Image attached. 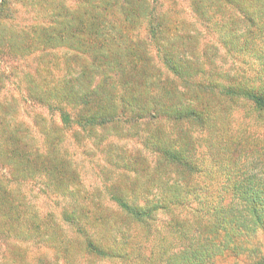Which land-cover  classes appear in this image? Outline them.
<instances>
[{"label":"trees","instance_id":"obj_1","mask_svg":"<svg viewBox=\"0 0 264 264\" xmlns=\"http://www.w3.org/2000/svg\"><path fill=\"white\" fill-rule=\"evenodd\" d=\"M17 2L39 16L16 27ZM263 31L264 0H0V264H264V140L216 117L262 116L264 84L215 64L227 36L264 60Z\"/></svg>","mask_w":264,"mask_h":264},{"label":"rangeland","instance_id":"obj_2","mask_svg":"<svg viewBox=\"0 0 264 264\" xmlns=\"http://www.w3.org/2000/svg\"><path fill=\"white\" fill-rule=\"evenodd\" d=\"M16 12H14V20H15V26L19 27L22 25H27L31 21L34 20V17L36 15L39 16V13H36V11H33L31 9V6L27 3L23 2H17L16 3ZM13 23V22H12ZM264 33V31L262 32ZM225 39V36L223 35V31L218 30V28H212L208 27L206 30V34L203 37V39H212L215 40L217 43H219V38ZM245 35L242 37L243 40ZM249 38V37H248ZM227 42H229V46L233 47L231 50V55H234V61L232 58H228L225 53L223 48H225L224 44H220V47H222V50H220V54L222 55V58L220 57L215 61V64L217 65V69L220 72H225L228 73L230 69H234V71L238 72H243V76H247L250 79H256L260 83L264 84V60H260L257 56L253 55H258V53L254 54L252 51H248L246 49H249L251 47L250 44H248V41L252 40H246L244 42H239L236 39V44L234 43V37L231 36L230 39L227 36ZM260 42V43H259ZM240 43V46H239ZM218 45V44H217ZM255 46L264 48V35L263 37L257 39L255 41ZM259 49V48H258ZM261 50V49H259ZM240 51V52H239ZM224 58H227L226 60ZM224 63H223V61ZM25 62V61H24ZM23 62V63H24ZM26 67L27 69L33 68L32 62L30 59H27L26 61ZM230 73V72H229ZM233 73V72H232ZM258 82V83H259ZM10 92V91H9ZM217 112L218 110L220 111L218 115L216 116L218 119V127L221 130L228 129V133H241V134H254V138H257L258 141L264 140V114L262 116L258 115V112L252 111L247 107V105L243 102L236 101L231 105V109L226 107H223L222 110L220 108L216 109ZM28 119V118H27ZM119 136H114L113 137V143L116 145V149L113 151L114 155L119 154L122 149V157L128 155L129 153H133L137 148L142 149V153L146 154L142 146L140 145V141H131V140H124V139H119ZM66 148L69 150L71 153L73 159L76 161L80 160L81 163L78 164L80 167L81 171V180L83 183V188L86 190L92 191L93 189L98 186H101L102 184V178L104 175H101L99 166L97 164V161L92 160L96 158V155H90L87 154L85 151H83V148H76L74 145H72L70 142H66ZM126 149V151H125ZM113 155V156H114ZM148 157L151 155L147 154ZM108 160L107 155L104 157ZM79 161V162H80ZM115 168L113 167L112 170ZM116 176H113V178ZM31 197V195H30ZM46 201V200H45ZM33 202L37 205V202L39 203L40 207H46V202H43L40 199H34ZM43 209V208H42ZM160 220V225H159V234L155 235L156 238L158 237V240L160 242V237L163 235H166L167 237L170 236L166 229L164 228L163 224L166 222L168 217L165 214H161L159 216ZM257 241H259L263 245V250H264V238L262 236V233H258L256 235ZM28 255H36L38 254V249L37 246L35 245H28ZM226 262H234L235 258L232 256H227L224 259ZM237 260V259H236ZM24 264V263H23ZM100 264H113V262H102ZM237 264H249L248 260L245 258V256L241 255L239 256L237 260Z\"/></svg>","mask_w":264,"mask_h":264}]
</instances>
